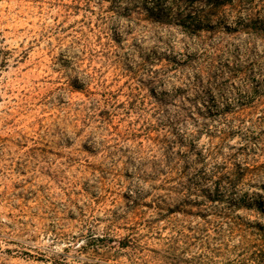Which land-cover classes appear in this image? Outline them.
Segmentation results:
<instances>
[{"label": "clouds", "instance_id": "9594fccd", "mask_svg": "<svg viewBox=\"0 0 264 264\" xmlns=\"http://www.w3.org/2000/svg\"><path fill=\"white\" fill-rule=\"evenodd\" d=\"M72 3L73 0H0V136L20 139L18 128L24 129L25 125L19 121L10 125L8 121L19 116L27 122L39 115L37 107L47 106L53 119L45 123L41 139L46 138L55 152L64 153L60 158L53 154L28 160L15 146L0 145V264H38L20 255L26 251L43 255L47 264H53V259H62L63 264H225L236 260L248 245L246 235H226L227 251L217 256L204 246L216 233H201L207 221L198 216L186 219L180 215L176 223H169L159 220L155 207L142 208L146 213L142 225L131 232L123 225L133 215L127 205L137 200L171 205L187 198L205 201L206 209L212 207L205 195H193L181 181L171 180L174 169L196 161L195 151L204 150L208 156L207 174H213L216 166L251 161L244 155L233 160L234 153L228 149L223 150V156H216L214 151L208 155L213 148L208 133L239 130L250 135L251 129L258 134L255 117L231 125L228 121L206 120L196 113V107L202 108L203 104H190L187 97L194 96L199 88L196 77L213 70L211 56L217 49H222L237 66L249 62L252 49L257 58L264 56V3L222 0L218 6L216 0H195L189 6L188 0H161V7L172 8V14L166 21L156 23L141 19L148 15L144 0H87V8L82 5L78 12L66 7ZM148 7H154L152 0ZM217 7L221 9L219 15ZM183 9H187L184 16L207 15L205 23L215 33L214 44L213 40L202 42L191 36L179 23L182 17L178 12ZM101 35L108 46L99 42ZM229 37H234L231 42ZM168 56L191 66L168 72L160 69L158 60L153 63L151 59ZM128 72H139L138 93L145 97L151 94L152 99L147 108L137 106L117 112L112 105H127L130 97L119 93L120 99L111 101L110 93L116 89L108 85L118 87ZM209 79L205 76V87ZM233 83L241 86L239 79L230 82L226 104L237 106L241 97L235 95ZM181 88L187 90L186 95H177ZM217 99L221 101L219 94ZM225 106V102L219 103V107ZM105 110L124 122L120 132L113 131L111 123L100 116ZM152 125L162 129L167 143L153 142L146 133L142 138L131 134ZM26 134L35 135L34 128L26 130ZM83 143L90 149L87 155L78 151ZM190 143L196 145L193 152L188 151ZM228 143L237 148L244 145L240 135ZM178 152H186V159L181 161ZM73 155L91 159L97 167L74 162ZM17 159L26 161L19 169L14 168ZM21 171L28 174L21 175ZM215 178L203 183L202 188L216 194ZM85 184L88 191L83 190ZM261 184L264 173L243 185L225 177L219 185L225 204L216 205L213 211H227L229 202L235 203L246 194L249 200L255 194L264 195ZM106 188H113L116 194L95 205L92 193L102 196ZM231 212L234 217L243 214L235 207ZM69 214L76 219H68ZM214 219V215L208 216L209 221ZM153 221H157L155 228L151 227ZM165 227L167 230L162 231ZM189 227L203 235V240L194 245L184 243L178 234ZM105 237L115 238L117 248L122 238L129 237L133 247L119 249L121 256L115 260L94 256L91 250L82 251L89 239ZM177 240L181 243L173 255L172 245ZM111 247L96 245L101 253ZM212 247L219 249L222 244L212 242Z\"/></svg>", "mask_w": 264, "mask_h": 264}, {"label": "rangeland", "instance_id": "374dc122", "mask_svg": "<svg viewBox=\"0 0 264 264\" xmlns=\"http://www.w3.org/2000/svg\"><path fill=\"white\" fill-rule=\"evenodd\" d=\"M264 0H261L262 3ZM31 0H29V3ZM149 0H144L143 7L147 10L148 15L142 16L141 19L151 20L153 23L156 22H164L166 21L172 14V8L165 10L161 7V0H152L154 7H148ZM166 2V0H165ZM189 6L192 3H195V0H188ZM175 3V0H174ZM87 8V0H73V3L67 5L66 7L72 11H80L81 6ZM139 6V5H138ZM24 4H21V10H23ZM158 9V10H156ZM111 11V7L108 9ZM184 11L187 9L180 10L178 14L182 17ZM195 36V35H194ZM203 36L207 38L206 40H213L215 34L211 31H204ZM234 37H229V42ZM223 37H221V40ZM100 43H105L108 46V42L105 41V37L103 35L98 37ZM215 41L213 40V44ZM211 47V46H210ZM208 53H205L207 56ZM250 60L244 66H237L232 60L226 55L222 49H217V51L211 56V68L213 69L211 72H206L205 76L210 77L208 80L209 86H204L205 76H197L196 80L199 81V88L196 90V94L194 96H188V102L190 104L196 105L197 101L203 104V107H196L197 115L205 118L206 120L211 121H228L231 125L232 123L239 121L240 124H243L246 120H251V118L255 117L254 123L258 126V134L252 132L249 129V134H245L240 132L239 130H229L222 131L221 133H215L209 131V136H211L213 148L208 150V155H212V152H215L216 156H223L224 149H228L229 152L234 153L232 159L235 160L237 155H244L246 160L248 157H251V161L247 162L250 165L260 166L264 164V125H259L258 117L262 115L261 112L257 110H253V106L257 103V97L260 94L264 93V56H260L257 58L255 50L252 49L249 52ZM153 63H156L158 60L159 66L161 70L166 69L168 72H176L182 69H187L191 65L188 64L187 61L180 62L175 59V57H152ZM158 74V73H157ZM259 77V79H258ZM239 79L241 86L238 87L237 84H231V87L235 89V95L241 97V99L237 102V106H233L231 104H226L227 101V92L228 86L231 81ZM139 82V72H128L126 75H123V78L119 81L118 87L116 85H108L109 88H115V91L110 93L111 101H117L120 99L119 93H123L125 96L130 97V102L126 105L123 102L112 105L115 107L117 112L121 109H135L137 106L141 108H147L150 106V100L152 99L151 94L147 97L143 95V93H138L137 84ZM246 88L245 92L243 89ZM186 89H177L178 96L186 95ZM217 94L221 98V101L225 102V107H219ZM75 97V93L73 94ZM255 95V97H254ZM257 96V97H256ZM86 99V97H85ZM111 103V102H109ZM37 112L39 115L30 118L27 122L20 119L19 116L14 120H9L8 123L15 124L17 121L20 124L25 125L24 129L18 128V132L20 134V139H13L12 136H0V145L4 146H15L20 152L24 154V156L28 159H37L40 157H44L46 155H57L58 158L63 157L64 153L55 152L54 148L50 143L41 139L40 133L44 131L45 123L49 120L53 119V114L48 111V107L44 108L37 107ZM126 115H130L131 112H126ZM191 116V113H188ZM100 116L106 121L111 123V128L115 132H120V125L124 123L122 120H117L114 118L113 113L111 111H101ZM195 117H193L194 119ZM139 123V121H137ZM131 129L132 125L128 124L127 126ZM34 128L35 135H27L26 130H31ZM150 136L153 142L167 143V136L162 134V129L157 125H152L151 127L142 128L141 130H137L132 132L131 134L136 137L142 138L144 134ZM54 134V133H53ZM172 135H175V130L172 129ZM79 136L80 133L78 132ZM240 135L242 141H244L243 147L237 148L235 145H230L228 143L229 139ZM263 147V148H261ZM263 149V150H262ZM196 150V145L194 143H190L188 146V151L193 152ZM78 151L84 152L85 155L90 152L88 149L87 143L82 144V148L78 149ZM179 159L181 161L185 160L187 157L186 152H178L177 153ZM196 161L192 164H184L179 169H174V174L171 177L172 181H181L183 184V188L195 195L197 193H201L207 197V203L212 206L206 209L205 201L203 200H189L187 198L180 200L175 204H168L164 202V204L158 203H148L141 202L137 200L134 204L127 205V207L131 208L133 213L130 220H128L126 225H123L128 231H135L137 226H140L144 223V217L146 213L142 211L143 209L151 210L154 207L159 210V220L160 221H168L169 223H176L177 217L182 215L184 218H192V217H201L202 219L207 221V225L201 229V233H208L210 231L215 232L216 235L212 237V241H205V245L212 252H214L217 256H222L224 251L221 253H217V248L212 247V242H216L220 244V242L224 241V238L228 232V223L232 221L241 222L244 221L246 223L260 224L261 220H264V195L255 194L254 198L249 200L247 198V194L244 198L236 201L235 203L229 202L227 205L228 210H224L222 208H217L213 211V208L216 205H224L225 200L219 194V190H216V194H212L208 189L202 188V184L205 182L213 181L211 179V174H207V166H208V156L205 155L204 150L195 151ZM215 158V157H213ZM71 159L74 162L82 163L88 168H96V165H93L91 159H79L76 155H73ZM22 163H26L25 160L17 159L14 165V168L19 169ZM236 164V163H235ZM227 166L230 169L234 168V164ZM224 169H219V172L227 173V169H225V165L221 166ZM252 167V166H251ZM264 173V168H259L247 175L244 179L245 183L236 184H250L254 178ZM28 173L25 171H21V175H27ZM50 175V174H47ZM107 179V177H105ZM225 179L223 177L221 181H219L218 187L220 183ZM251 179V180H250ZM218 179H215L217 181ZM250 180V181H249ZM31 183V180L28 181ZM235 184V183H234ZM262 189H264V184L259 185ZM14 187H20V185H14ZM84 191H88L87 184L84 185ZM195 190V191H194ZM113 188H106L105 194L97 197L95 193H92L93 200L95 205H101L105 203L108 199L109 195H115ZM122 198L128 199L126 194H121ZM162 199V198H161ZM235 207V209L239 212H242V215L233 216L231 209ZM11 215V213H9ZM82 216L85 214L82 212ZM214 215L215 219L209 221L208 216ZM249 217H255V219H249ZM226 218V219H225ZM68 219H76L74 216L69 214ZM121 219H126L125 217H121ZM157 221H153L151 227L155 228ZM225 223V224H224ZM87 228V224L82 225ZM111 228V225H109ZM167 228H163L162 231H166ZM255 231V230H254ZM89 235H91V229H88ZM218 233H221L220 237ZM54 235H63L67 238L68 233H54ZM178 235L183 236V242L194 245L196 242L203 240V235L196 234L193 232L192 228L189 227L187 231L183 233H179ZM110 239V238H109ZM108 238L104 239H89L88 246L82 251H92V255H101L106 260H115L121 256V252L119 249H126L133 247V244L130 242L129 237H124L119 242V248L116 247L115 238L113 240H109ZM181 243L180 240H177L175 244L172 245L173 255H175V248ZM99 244L101 246L111 245V249L106 253H101L97 250L96 245ZM67 251V249H66ZM153 252L156 250L153 249ZM8 254L11 255V250H8ZM22 257H27L29 259L35 260L40 264H47L43 255H33L31 252H22L20 254ZM169 260L172 259V256L168 257ZM238 259V257H237ZM236 259V260H237ZM240 259V258H239ZM236 260H227L225 264H231ZM53 264H63L62 259H53Z\"/></svg>", "mask_w": 264, "mask_h": 264}, {"label": "trees", "instance_id": "16d2710c", "mask_svg": "<svg viewBox=\"0 0 264 264\" xmlns=\"http://www.w3.org/2000/svg\"><path fill=\"white\" fill-rule=\"evenodd\" d=\"M221 3L222 0H216V4L218 6ZM220 11L221 9L217 7L216 14L219 15ZM206 20H207V15L197 14L194 16L191 13H188L187 16L184 15L182 16V18L179 20V23L188 31V33L191 36L195 35V37H198L202 42H204L207 41L206 40L207 38L203 36V32L211 31L210 28H207V25L205 23ZM256 100L257 103L252 108L253 110H257L262 113V115L258 117V121H259V125H264V93L260 94ZM259 168H264V164H261L260 166H256V165H250L248 163L245 164L236 163L234 164L233 169H230L226 164L225 169H227L226 171L227 173H222V171L219 172V169H224V168H222L221 166H216L215 172L211 174V179H213L214 176L216 177L215 179H218L217 181L214 182L217 185V190H219L218 184L223 177H227V179L230 180L232 183L236 184L237 182H239L242 184L245 183L244 179L247 175L254 173V171H256V169ZM236 232L243 233L246 235V238L248 239V245L244 251L239 253L238 259L232 262L231 264H264V225L255 224V226H253V224L246 223L244 221H242V223L238 221L237 222L232 221L231 223H228L227 234L236 233ZM218 235L220 237L224 236V235L221 236V233H218ZM105 238L109 239V237H105ZM109 240H113V238H110ZM120 244H122V241H120ZM220 244H222V248L219 249L217 248V253H221L227 249V244L224 241L220 242Z\"/></svg>", "mask_w": 264, "mask_h": 264}]
</instances>
